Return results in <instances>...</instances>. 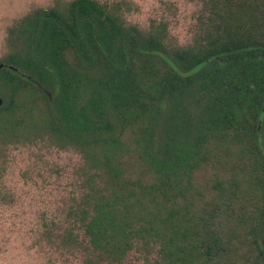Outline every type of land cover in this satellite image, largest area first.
I'll use <instances>...</instances> for the list:
<instances>
[{"label":"trees","instance_id":"trees-1","mask_svg":"<svg viewBox=\"0 0 264 264\" xmlns=\"http://www.w3.org/2000/svg\"><path fill=\"white\" fill-rule=\"evenodd\" d=\"M122 9L73 0L23 20L0 133L25 117L82 151L99 261L143 246L155 264H264V0H201L193 44L171 50L167 23L126 31Z\"/></svg>","mask_w":264,"mask_h":264},{"label":"rangeland","instance_id":"rangeland-1","mask_svg":"<svg viewBox=\"0 0 264 264\" xmlns=\"http://www.w3.org/2000/svg\"><path fill=\"white\" fill-rule=\"evenodd\" d=\"M72 1L0 0V63H10L7 59L23 45V20L36 10ZM97 1L122 4L126 31L147 36L154 22L167 23V50L192 45L199 31L201 0ZM198 101L192 113L199 119L209 101L200 91ZM33 128L35 122L28 127L24 117L17 129L6 131L12 138L0 133V264H118L99 261L83 234L91 181L84 154L75 146L58 145L48 129ZM201 175L213 177L210 169ZM157 257L156 249L138 246L119 264H155Z\"/></svg>","mask_w":264,"mask_h":264},{"label":"water","instance_id":"water-1","mask_svg":"<svg viewBox=\"0 0 264 264\" xmlns=\"http://www.w3.org/2000/svg\"><path fill=\"white\" fill-rule=\"evenodd\" d=\"M4 66H5L4 64L0 63V70L3 69ZM9 68H10L11 70L17 71V69L14 68L13 66H10ZM3 103H4V100H3V98L0 96V107L3 106Z\"/></svg>","mask_w":264,"mask_h":264}]
</instances>
